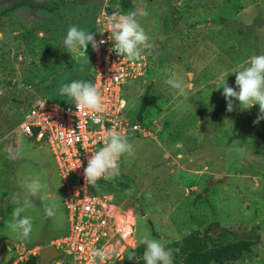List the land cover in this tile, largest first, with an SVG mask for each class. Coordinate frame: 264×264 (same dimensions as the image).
<instances>
[{"label": "rangeland", "instance_id": "obj_1", "mask_svg": "<svg viewBox=\"0 0 264 264\" xmlns=\"http://www.w3.org/2000/svg\"><path fill=\"white\" fill-rule=\"evenodd\" d=\"M21 1L46 9H9ZM110 2L121 14L148 13L136 17L149 37L141 54L147 73L124 91L126 115L143 92L154 96L140 116L150 137L128 138L133 152L120 157L119 174L98 190L123 216L116 222L131 228L112 264H135L132 250L143 246L145 236L174 251V242L208 226L210 239L225 230L249 243L238 261L224 264H264V133L254 123L259 106L242 110L233 100L229 112L220 88L222 77L235 87L233 72L251 56L264 55V0ZM98 3L0 0V264H8L12 244L43 247L66 231L53 160L44 147L24 139L17 124L36 98L66 102L59 94L67 84L63 76L69 68L82 74L89 45L85 52H68L62 38L72 25L97 35ZM169 79L183 81L184 90L172 88ZM34 179L43 187L26 199ZM16 207L32 221L26 239L8 227ZM46 207L54 215H45Z\"/></svg>", "mask_w": 264, "mask_h": 264}, {"label": "built area", "instance_id": "obj_2", "mask_svg": "<svg viewBox=\"0 0 264 264\" xmlns=\"http://www.w3.org/2000/svg\"><path fill=\"white\" fill-rule=\"evenodd\" d=\"M110 1L99 0L98 3L97 35L94 39L97 42L105 40L106 43L97 49L89 45L87 76V82L95 84L101 91L103 112L94 118L89 111L77 109L71 100L59 103L36 98L17 124L24 139L38 148L44 147L50 154L62 191L61 204L67 227L62 236L50 242L60 257L49 264H112L120 256L123 251L120 247L124 244L121 233L124 222L117 223L116 220L123 219V216L109 196L99 193L106 179L101 178L94 185H88L83 171L91 153L104 146L106 129H115L128 138L150 137L152 132L149 127L126 115L124 91L144 77L147 66L143 55L129 59L109 51L113 45L108 40L107 22L117 12L111 9ZM39 249L12 244L8 247L10 257L7 263L24 264L30 260V264H37ZM94 250L102 251L103 258L94 257Z\"/></svg>", "mask_w": 264, "mask_h": 264}, {"label": "clouds", "instance_id": "obj_3", "mask_svg": "<svg viewBox=\"0 0 264 264\" xmlns=\"http://www.w3.org/2000/svg\"><path fill=\"white\" fill-rule=\"evenodd\" d=\"M92 2L95 3L96 0H92ZM147 15L148 13L142 9L127 14L113 13L108 19L106 30L110 34L108 40L113 45L109 51L115 52L118 56H127L129 59L140 57L143 47L148 46L149 37L136 17ZM95 34L72 25L63 36L62 43L68 52L78 48L85 52L90 44L93 49H97L100 44H104L106 41L97 42L94 39ZM0 38H2V34H0ZM246 63V67L233 72L235 73V87L228 86L226 78L222 77L220 88L223 89L222 95L227 103L226 110L233 111V100H235L239 102L242 110L258 105L260 113L264 114V55H253ZM167 83L180 91L185 88L181 80L169 79ZM59 94L70 98L77 109L92 113L94 118L96 114L102 113L104 110L101 91L91 82L72 80L60 87ZM260 119H264V115L258 116L254 123ZM103 142L102 148L91 153L87 160V166L84 168L83 176L88 185H94L101 178L111 179L118 175L120 157L133 152V145L128 142L127 135L121 134L115 129L105 130ZM26 187V199H30L40 192L43 185L39 179H34L27 183ZM23 211V207H16L13 210V220L8 227L18 235V238L26 239L32 231V221L30 217L21 215ZM45 215H54L53 209L46 207ZM140 243L144 246L143 260L145 264H173L171 248H165L158 240L149 236L143 237ZM92 254L94 257L103 258L104 256V253L99 250H94Z\"/></svg>", "mask_w": 264, "mask_h": 264}, {"label": "trees", "instance_id": "obj_4", "mask_svg": "<svg viewBox=\"0 0 264 264\" xmlns=\"http://www.w3.org/2000/svg\"><path fill=\"white\" fill-rule=\"evenodd\" d=\"M18 7H28L33 10L46 9L42 5L32 4L29 1L14 3L9 9L12 10ZM53 11V9L47 8V12L50 13ZM124 93L126 94V92ZM139 98V105L132 113L131 118L132 120L141 122L143 125L147 126L145 123H143L140 116L145 111L146 105H149L154 101V96L149 95L147 92H143ZM260 115L264 114H261L259 111L257 117ZM259 126L264 133V119L259 120ZM120 187L123 190L127 189V187L123 184H121ZM130 206L131 205L124 206L123 209ZM208 229L209 226L205 228V232L202 234L190 232L181 240L174 242L173 264H224L226 262H235L242 257L243 252L248 250L249 243L247 241H235L233 240L234 236L229 237L231 233L225 230H220L218 236L215 239H210L207 236ZM132 252L133 257L139 258L135 264H145V261L143 260V246H137L132 250Z\"/></svg>", "mask_w": 264, "mask_h": 264}, {"label": "water", "instance_id": "obj_5", "mask_svg": "<svg viewBox=\"0 0 264 264\" xmlns=\"http://www.w3.org/2000/svg\"><path fill=\"white\" fill-rule=\"evenodd\" d=\"M189 76L190 73H187ZM8 249V248H7ZM60 257V253L54 248L53 245H46L39 249L37 256V264H49L55 258Z\"/></svg>", "mask_w": 264, "mask_h": 264}, {"label": "crops", "instance_id": "obj_6", "mask_svg": "<svg viewBox=\"0 0 264 264\" xmlns=\"http://www.w3.org/2000/svg\"><path fill=\"white\" fill-rule=\"evenodd\" d=\"M83 2L87 1V0H82ZM99 2V0H98ZM80 19H83V17ZM95 21H96V18H95ZM96 28H97V25H96ZM62 34V32H61ZM86 68L84 69V71L80 74L79 72H77V70H71V68H69L67 71H68V74L63 76V78H66L67 77V83H70L72 80H80V81H85L87 82V76H88V63H89V46H88V50H87V58H86ZM80 67V65H79ZM81 70V69H80ZM62 98H64L66 101L67 100H71L69 99L68 97L66 96H62ZM49 244V243H48ZM41 247V246H40Z\"/></svg>", "mask_w": 264, "mask_h": 264}, {"label": "bare ground", "instance_id": "obj_7", "mask_svg": "<svg viewBox=\"0 0 264 264\" xmlns=\"http://www.w3.org/2000/svg\"><path fill=\"white\" fill-rule=\"evenodd\" d=\"M121 233H122V236L124 238H128L130 236L131 232H130V229L128 227H125V225H124V226H122Z\"/></svg>", "mask_w": 264, "mask_h": 264}]
</instances>
